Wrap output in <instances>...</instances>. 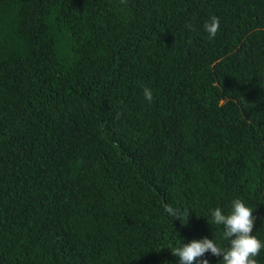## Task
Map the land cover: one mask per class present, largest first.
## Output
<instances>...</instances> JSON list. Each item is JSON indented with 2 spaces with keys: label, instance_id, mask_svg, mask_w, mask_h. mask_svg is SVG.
Segmentation results:
<instances>
[{
  "label": "trees",
  "instance_id": "16d2710c",
  "mask_svg": "<svg viewBox=\"0 0 264 264\" xmlns=\"http://www.w3.org/2000/svg\"><path fill=\"white\" fill-rule=\"evenodd\" d=\"M234 197L264 239V0H0V264H178Z\"/></svg>",
  "mask_w": 264,
  "mask_h": 264
},
{
  "label": "clouds",
  "instance_id": "9594fccd",
  "mask_svg": "<svg viewBox=\"0 0 264 264\" xmlns=\"http://www.w3.org/2000/svg\"><path fill=\"white\" fill-rule=\"evenodd\" d=\"M220 25V19L211 15L204 23V30L209 38L214 37ZM145 99L151 101L152 90L144 89ZM253 207L240 197H234L230 208L225 211L222 206H215L209 210L206 216L213 225L222 226V232L211 237L203 235L194 237L187 241L180 238L177 244L171 248L174 255L178 257V264H209L204 256L210 251L213 255L220 257L222 264H259L257 256L264 249V239H261L252 231L255 217ZM165 211L173 217H180L181 212L172 205H165ZM187 215V213L185 214ZM226 241V245L224 244Z\"/></svg>",
  "mask_w": 264,
  "mask_h": 264
}]
</instances>
